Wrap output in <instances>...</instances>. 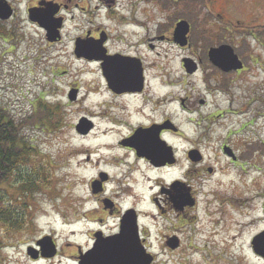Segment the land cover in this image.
I'll return each instance as SVG.
<instances>
[{"label": "rangeland", "instance_id": "1", "mask_svg": "<svg viewBox=\"0 0 264 264\" xmlns=\"http://www.w3.org/2000/svg\"><path fill=\"white\" fill-rule=\"evenodd\" d=\"M123 1L125 0H121ZM148 3L147 7L153 14L149 17L151 19L149 28L150 23H153L157 29L154 20L166 22L168 11L153 0H148ZM14 6L16 15L2 22V32L6 36H0V103L19 121H24L32 115L39 102L48 105L49 111H42L44 114L41 116L43 118L41 122L25 126L22 132L37 152L32 158L48 168L52 180L46 186L48 189L30 194L26 199L25 202L28 204L26 226L8 232L0 226L2 234L0 264H40L32 261L27 249L46 234H53L57 242L60 252L58 261L68 264L65 257L76 251V245L83 248L91 242L92 228L101 223H104L101 227L105 230L116 225L119 212L112 216L108 213L103 214L101 206L105 205L106 199L112 200L116 209L134 208L138 214V222L141 226L147 227L153 237L163 235L160 226L164 223L168 226L169 222L180 218L187 222L197 221L187 225L190 229L184 231L185 236L202 238L210 246L222 241L223 238L229 239V233L221 231L217 235L213 232L215 224L210 221L212 214H209L212 210V206L209 205L212 197L208 196L206 202H201L195 209H187L177 217L171 206L159 198L164 196L159 191L164 187V183L184 176L191 177L194 173L193 170L189 171L191 164L188 162L186 150L193 145L195 138H200L196 127L206 129L210 136V139L202 144L206 159L210 163L219 160L216 159V153L212 148L221 141H215V136L223 135L224 130L220 125L227 120L220 118L215 123L217 128L211 122V114L217 107L228 108L229 103L222 94L210 93L206 96L208 104L204 107L198 105L196 99L203 93L202 90L200 95L197 94V90L202 87L200 83L202 74L201 72L186 74L180 61L184 50L175 47L173 43H166L150 52L146 45H141L147 43L146 33L134 36V30L137 29H132L130 33L119 37L118 31L113 32L115 47L134 51L128 44L138 43L155 99L164 93L171 95L170 99L177 96L190 97V93L194 95L193 102L196 101L195 112L192 113L182 111L178 101L159 104L150 100L143 108L140 98L114 95L107 87L97 62L76 58L73 53L76 31L66 33L59 41L49 42L45 31L27 19L24 0L14 1ZM189 18L196 29H204L201 34L202 40L196 41L197 51L218 41L210 40L217 31L216 27L206 23V21L211 23V20L200 13ZM98 21L111 25L104 18ZM160 28L162 30L165 26ZM221 31L223 32L221 41L235 45L239 43L236 53L245 61L247 67L241 76L230 80V89L233 102L236 98H243L241 104H232L233 108L251 111L235 114L232 118L238 122L249 115L250 131L248 138H245L246 141H264V115L257 117L254 111L258 109L260 103L264 104V33L255 36L231 34L232 31L223 29ZM217 35L221 36V33L218 32ZM198 52L202 53L200 50ZM252 60H257V63H253ZM207 74L208 77L211 75L209 80L213 82L215 74L211 72L210 75L209 72ZM157 77H162L163 80ZM169 84L175 85L170 87ZM71 89H77L76 99L73 101L68 97ZM99 92L101 96L98 95ZM136 111L140 114L135 115ZM98 113L107 115L105 117L115 121L125 122L126 128L120 127V133L114 138L102 136L101 132H108L110 128L116 129L119 126L100 123L95 116ZM167 113L188 137H183L181 132L176 136L174 134L165 136L177 147L179 160L175 166L161 169L168 172L158 173L157 168L150 166L147 160L138 159L133 150L125 148L119 142L128 137L138 124H147L151 119H157ZM83 117H87L91 123V128L86 134L78 133L75 129ZM189 118L194 121L190 122ZM235 124H230L231 132L236 131ZM93 135L99 138L93 139ZM231 139L235 140L234 136ZM101 144L115 145L119 151L105 150L100 148ZM252 149L253 146L251 151ZM123 154L129 157L126 160L129 163L127 166L119 164L118 159L125 157L121 156ZM252 155L255 156H251L250 160L261 164L260 152ZM107 158H111L114 163L110 167L102 164V160ZM136 167L140 173L129 171V168ZM100 173L107 175L104 189L93 193L91 182L99 179ZM126 174H131V178L126 177ZM258 176L264 177L261 174ZM114 177L122 179L110 182ZM254 178L255 176L249 177L250 182ZM204 190L211 192L210 184ZM92 219H96L94 224L91 222ZM202 242L198 240L199 244Z\"/></svg>", "mask_w": 264, "mask_h": 264}, {"label": "flooded vegetation", "instance_id": "2", "mask_svg": "<svg viewBox=\"0 0 264 264\" xmlns=\"http://www.w3.org/2000/svg\"><path fill=\"white\" fill-rule=\"evenodd\" d=\"M14 1L18 2L22 0H0V3L6 5V9L12 11L10 19L16 15ZM153 1L162 5L164 10L168 11L166 22L154 20V23L157 24V29H155L153 23H150V28L148 25L151 21L149 17L153 15L147 7L149 4L148 0H125L123 2L121 0H24L28 20H32L30 18V10L38 14L49 11L50 17L54 22L55 31L59 36L56 39L57 41L66 33L76 31L77 33L74 32L75 40L77 38L83 39L87 44L98 48L100 57H102L101 59H96L93 55H90V59L84 57H79L78 59L97 62L107 87L114 95L140 98L143 108L149 104L150 100L157 101L159 104H170L171 102L178 101L181 110L187 113L195 112L194 102L196 101L200 107L206 106L208 104L206 96L210 93L222 94L229 103L227 105L228 108L217 107L215 112L211 114V122L215 128H217L215 123L220 118L222 120L227 119L220 125L224 130L223 135L215 136V141H221L218 142L216 147L212 148L216 153V159L218 160L219 158L221 160L219 164H216L219 160L210 163L206 159L207 156L202 150V144L204 141H208L210 136H208L206 129L196 127L200 133L198 134L200 138H195L193 145L186 150L188 162L191 164L189 171L193 170L194 173H192L191 177L185 178L184 176L172 181L170 180L168 183H164V187L159 190L164 195L159 198L171 206V209L176 213V217L187 209H195L198 205L200 206L201 202L207 201L208 196L212 197V202H209L212 210L209 214H212L210 221L212 224H215L213 225V232L214 234L217 233V235L221 231L229 233V239L223 238L222 241L210 246L202 238L185 236L186 233L184 231L190 229L187 228V225L197 221L187 222L180 218H176L174 222H169L168 226L164 223L160 226L163 235L153 237L148 228L141 226L138 222L137 241L149 264H264V177L258 176L260 174L264 176V141H246L250 131L249 115L246 119L238 122L232 118L233 116L235 117V114L251 111L233 108L232 104H241L243 98H236L233 102L230 89V80L241 76V73L247 67L245 61L236 53L239 43L235 45L220 40L223 37L221 29L232 31L231 34L237 35L252 34L257 36L264 33V25H262L264 23V0ZM125 6L129 7L125 8ZM198 13L212 21L211 23L206 21L208 25L217 28L216 33L210 40L218 41L206 45L203 50L199 48L202 53H199V50L195 49V45L197 39L199 41L202 40L201 34H203L204 29H196L191 18H189V16H194ZM100 18H104L111 25L99 22L98 19ZM182 21L187 23L188 29L183 37L184 39L182 38L183 41H178L175 31L177 24ZM33 24L41 27L38 23ZM116 25L118 28H114ZM164 26L165 28L161 30L160 27ZM132 29H137L134 30V36L146 33L148 36L147 43H141V45H146L150 52H154L159 45L166 43H173L175 47L183 49L184 54L181 56L180 61L186 74L193 75L198 72L202 74L200 77L202 87L197 90L198 95L203 90L201 97L193 102L194 95L190 93V97L188 95L186 97L177 96L172 99H170L171 95L164 93L157 96L156 100L149 84V78L146 76L138 43L128 44L134 51L115 47L114 37L112 36L113 32L118 31V36L122 37L130 33ZM194 29L196 30L195 32ZM218 32L221 33V36L217 35ZM223 45L232 48L242 63L241 68L224 71L212 63L209 58V50ZM186 59L192 67H195L193 73L186 71L184 66V60L186 61ZM252 61L253 63H257V60ZM114 65L123 67L129 72L134 71V75H138L139 68H141V81L138 79L139 82L136 85V88L140 86L139 89L120 93L114 92L107 82L106 76L109 77L108 73L106 70H104L106 75L103 72V68ZM208 72L209 75L210 72L215 74L213 82L209 80V78L211 79V75L208 77ZM157 78L163 80L162 77ZM172 85L174 86L175 84H169L170 87ZM254 111H256L257 117L263 116L264 104L260 103L258 109H254ZM199 120L202 121L200 117ZM189 121L194 120L189 118ZM234 123H236L234 125L236 131L231 132L232 127L229 129V126ZM211 127L212 125L208 130ZM139 128L159 132L160 140L164 142L170 152L166 157L165 163L157 166L152 165L149 158L137 155L134 147L123 145L125 148L128 147L133 150L138 159L144 158L154 168L168 169V167L175 166L178 163L177 147L167 140L166 135L174 134L176 136L180 132L183 137H188V135L181 131L179 125L175 123L170 114L167 113L157 119H151L147 124H138L133 132ZM256 131L260 137L259 131L257 129ZM232 136H234L235 140L231 139ZM252 146L253 149L251 151ZM191 151L196 152V159L190 157ZM257 152H260L261 164L258 161L254 163L250 160L251 156H255L252 154H257ZM251 176H255L252 182L249 179ZM209 184L211 192L204 190ZM181 193H186L189 196L192 202L191 205L187 204L181 207L176 203L177 197ZM110 202L111 205H107L109 207L103 204L101 208L104 212L103 214L108 213L110 216L119 212L116 225L110 229L107 228V230L101 227L104 223L92 228L91 242L83 248L76 245V251L66 256L65 262H68V264H80L82 257L89 255L95 248L98 237H108L121 233L123 215L127 209H116L112 200ZM155 202L160 206L157 200ZM130 208L132 207L128 209ZM162 211L164 212V210ZM95 221L96 219L91 220L93 224ZM51 235L54 238L53 234ZM198 240L203 241L202 244H199ZM54 241L56 242L55 238ZM34 246L38 252H36V258L32 259V261L40 264H67L58 261L60 255L58 245L57 254L53 256H46L41 245ZM126 249H130V247ZM130 264H137V262Z\"/></svg>", "mask_w": 264, "mask_h": 264}, {"label": "water", "instance_id": "3", "mask_svg": "<svg viewBox=\"0 0 264 264\" xmlns=\"http://www.w3.org/2000/svg\"><path fill=\"white\" fill-rule=\"evenodd\" d=\"M11 15V11L6 9V5L0 3V18L8 19ZM30 18L37 20L42 27L46 30V39L50 42L55 41L59 36L55 31V26L49 11L37 13L30 10ZM188 25L182 21L177 24L175 36L178 41H183V37L186 34ZM183 38V39H182ZM98 48L94 45H89L83 39L77 38L75 41L74 53L77 57H84L90 59L93 55L97 58L100 57ZM209 58L213 64L224 71L236 70L242 67L241 61L237 55L233 52L232 48L223 45L218 48H211L209 50ZM184 66L188 73H193L195 67H192L190 62L184 60ZM108 73L106 76L109 87L116 93L124 91H134L139 80L141 81L139 68L138 75H134V71L129 72L123 67L119 66H107L103 68V72ZM106 75V74H105ZM139 79V80H138ZM77 95V89H71L68 97L69 100H75ZM91 128V123L88 119L83 117L76 126V131L81 134H86ZM151 129V128H150ZM122 144L134 147L137 155L145 156L150 159L154 165L165 163L167 155L170 154L169 149L165 146L164 142L159 138V132L155 130L149 131L144 129H137L133 134L122 140ZM196 152L191 151L190 157L196 159ZM171 161V160H170ZM107 179L103 173L99 174V179L91 182L92 192L96 193L102 190V182ZM178 191H180L178 189ZM179 206L191 205V199L186 193H181L176 200ZM105 205H111L108 201H105ZM137 214L134 209H129L123 215L122 231L120 234L111 235L108 237H98L95 248L89 255L83 256L80 264H149L141 246L138 243V229H137ZM38 245H41L42 250L46 256H53L56 252L55 244L50 236H44L37 241ZM138 244V246H137ZM130 247V249H126ZM28 254L32 258H36V250L33 247L27 249Z\"/></svg>", "mask_w": 264, "mask_h": 264}, {"label": "trees", "instance_id": "4", "mask_svg": "<svg viewBox=\"0 0 264 264\" xmlns=\"http://www.w3.org/2000/svg\"><path fill=\"white\" fill-rule=\"evenodd\" d=\"M2 27L0 22L4 37ZM44 110L49 111L48 105L39 102L32 115L19 121L0 103V226L7 232L26 226V199L48 189L52 180L48 168L32 158L37 152L22 132L25 126L40 123Z\"/></svg>", "mask_w": 264, "mask_h": 264}, {"label": "bare ground", "instance_id": "5", "mask_svg": "<svg viewBox=\"0 0 264 264\" xmlns=\"http://www.w3.org/2000/svg\"><path fill=\"white\" fill-rule=\"evenodd\" d=\"M98 95L101 96L102 94L99 92ZM116 107H118V106H116ZM139 114L140 113H138V111H136L135 115H139ZM95 116L97 117V119H99V122L102 123V124L112 123L113 125L119 126L116 129L110 128V130L108 132H101L102 136H104V137H107V138H111L112 137V138H114L120 133V127H122L123 129L126 128V123L125 122L115 121L114 119L105 117L107 115H102V114L98 113ZM92 138L93 139H98L99 136L93 135ZM100 148H103V149L108 150V151H115V152L119 151L118 147H116L115 145L101 144ZM121 156L122 157L125 156V157H124V159H118V161H120L125 166L129 165L128 161H126V160H128L127 158H129L128 155L123 154ZM107 157H109V156H107ZM102 164L105 165V166L110 167L114 163H113L111 158H107V159H103L102 160ZM80 167H82V166H80ZM161 169H164V168H157L158 173H166V172H168V171H164V170H161ZM129 171L131 173H134V172L138 173L139 172V168L138 167L133 168V169L129 168ZM130 175L131 174H128V175L126 174V177L129 178ZM121 179H122V177H118V178L114 177V178L111 179L110 182H116L117 180H121ZM147 180H150V179H147ZM129 181H131V180H129Z\"/></svg>", "mask_w": 264, "mask_h": 264}]
</instances>
